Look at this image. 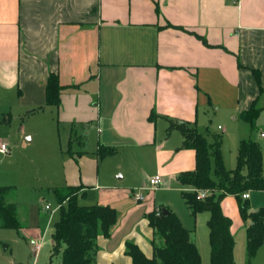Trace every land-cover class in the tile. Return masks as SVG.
<instances>
[{
	"label": "crops",
	"instance_id": "crops-1",
	"mask_svg": "<svg viewBox=\"0 0 264 264\" xmlns=\"http://www.w3.org/2000/svg\"><path fill=\"white\" fill-rule=\"evenodd\" d=\"M52 72L62 86L60 103L45 106ZM260 85L264 88V0H0V112L44 113L58 132L66 129L62 186L81 185L80 199L93 190L97 196L86 204L118 211L111 236L97 238L95 264H132L128 239L152 256L148 214L164 203L146 188L144 200L134 198L150 177H162V190L174 186L182 195L189 189L178 176L195 168L196 151L182 147L183 134L169 129L171 122H186L205 134L206 120L214 116L227 126L217 125L224 135L230 123L237 156L241 139L251 134L264 164ZM254 101L261 110L250 132L240 114ZM1 116L0 123L9 121ZM74 138L79 149L72 148ZM100 145L116 152L100 158ZM106 157H120L119 168L133 165L134 173L106 184L100 168ZM229 195L221 206L230 217ZM239 217L247 228L250 220L240 210ZM201 260L207 264L205 253Z\"/></svg>",
	"mask_w": 264,
	"mask_h": 264
},
{
	"label": "trees",
	"instance_id": "trees-1",
	"mask_svg": "<svg viewBox=\"0 0 264 264\" xmlns=\"http://www.w3.org/2000/svg\"><path fill=\"white\" fill-rule=\"evenodd\" d=\"M259 81V73L255 71ZM261 91L264 88L260 85ZM60 85L58 75L52 72L46 85V102L59 105ZM38 106L34 109L41 108ZM260 107L255 101L242 111L241 119L248 125L249 131L256 129ZM179 128L183 134L182 147L194 148L196 166L193 170L183 171L178 178L189 189L182 191L185 202L195 215L198 211L210 212L208 219L210 238V264H236L233 256L234 236L232 219L221 206L222 199L229 194L237 198L240 214L244 220H250L247 227L249 253L252 254L261 245L264 238V206L252 209L244 192L264 190V164L262 151L257 139L250 135L243 137L238 148L237 163L233 169H227L220 150V137L209 142L207 136L195 126L186 122H171L169 129ZM116 152L114 147L100 145L97 154L100 158ZM212 157L214 164L212 169ZM11 185H0V227L19 229L17 204L9 201ZM81 185H66L53 188L60 205V216L55 222L52 233V254L61 253V264H95L99 235L110 237L118 221V211L110 205L83 204L79 199ZM198 190H206L203 198H198ZM157 214L152 210L148 214L153 228V253L147 256L134 241H126V253L131 256L132 264H203L200 252L192 239V230L185 227L173 211L164 213L159 207ZM159 238L161 243L156 242Z\"/></svg>",
	"mask_w": 264,
	"mask_h": 264
},
{
	"label": "rangeland",
	"instance_id": "rangeland-1",
	"mask_svg": "<svg viewBox=\"0 0 264 264\" xmlns=\"http://www.w3.org/2000/svg\"><path fill=\"white\" fill-rule=\"evenodd\" d=\"M3 113L0 112L1 118L4 116L10 118H7L9 121L6 119L4 124L0 123V142L8 143L10 152L0 153V158H2L0 169H3L0 170V185L13 186L8 199L17 204L21 227L19 229L0 227V264H61V253L52 254L51 252L52 233L61 211L53 188L63 185L62 150L67 148L66 129L62 128L58 132L57 124L55 126L52 121V125H49L44 113L35 115L37 117H27L23 112L18 114L15 110L12 112L13 115L7 111ZM218 123L227 127L224 122L218 118L215 119L214 116L207 118L205 134L211 142H214L216 136L220 137L224 163L228 168L235 167L237 150L233 147V142L236 134L232 135V127L229 123L230 128L228 127L224 135L221 130L217 129ZM78 143V138H74L72 148L79 149ZM115 158L106 157L100 167L103 181L109 185L112 181L115 182L118 174L123 175L125 172L126 179H129L134 173L133 165L125 164L119 168L120 157ZM152 168L147 167V172H152ZM177 185L181 187L179 183ZM146 189L153 191L158 203H164L162 207L173 209L185 227L193 229L201 256L205 253L207 264H210V238L207 223L210 217L209 211H198L194 215L181 195V190L174 186L164 190L160 189L159 185ZM144 194L146 197L147 193ZM96 196L93 190L89 191V195L81 198L80 202L86 204ZM227 201L229 203L227 202L226 210L232 219L235 263L264 264V238L256 251L250 254L247 228L239 217L237 198L235 195H229ZM249 203L250 206H264V191L252 193ZM46 205L50 208H46ZM136 231L139 232L143 241L151 244V237L148 234L141 232L139 228ZM36 244H40V248L36 249Z\"/></svg>",
	"mask_w": 264,
	"mask_h": 264
},
{
	"label": "built area",
	"instance_id": "built-area-1",
	"mask_svg": "<svg viewBox=\"0 0 264 264\" xmlns=\"http://www.w3.org/2000/svg\"><path fill=\"white\" fill-rule=\"evenodd\" d=\"M10 152V146L8 143L4 142V141H1L0 142V153H8ZM162 182V177L157 174V175H154L152 177H150L149 179V185H151L150 187H141L138 189V191H135L134 192V198L139 201V200H144L145 199V195H144V189L145 188H155L157 187L160 183ZM207 194V191L206 190H198V194H197V197L198 198H203L205 197ZM243 197L244 198H248L249 197V192H244L243 194ZM46 208H50L49 205H46ZM156 212L157 214H159L161 212V209L159 207H157L156 209ZM35 248L38 249L40 248V244H36L35 245Z\"/></svg>",
	"mask_w": 264,
	"mask_h": 264
},
{
	"label": "water",
	"instance_id": "water-1",
	"mask_svg": "<svg viewBox=\"0 0 264 264\" xmlns=\"http://www.w3.org/2000/svg\"><path fill=\"white\" fill-rule=\"evenodd\" d=\"M163 211H164V213H168L169 212V210L167 208H164Z\"/></svg>",
	"mask_w": 264,
	"mask_h": 264
}]
</instances>
